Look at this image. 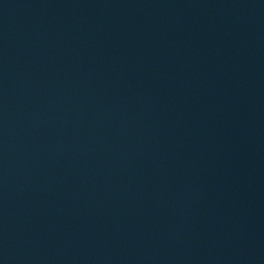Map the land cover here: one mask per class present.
<instances>
[{
  "label": "water",
  "instance_id": "1",
  "mask_svg": "<svg viewBox=\"0 0 264 264\" xmlns=\"http://www.w3.org/2000/svg\"><path fill=\"white\" fill-rule=\"evenodd\" d=\"M0 264H264V0H0Z\"/></svg>",
  "mask_w": 264,
  "mask_h": 264
}]
</instances>
